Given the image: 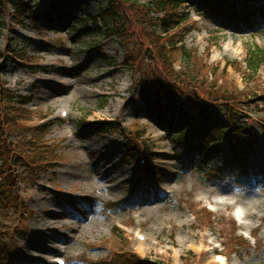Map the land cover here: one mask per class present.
I'll return each mask as SVG.
<instances>
[{
  "label": "rangeland",
  "instance_id": "1",
  "mask_svg": "<svg viewBox=\"0 0 264 264\" xmlns=\"http://www.w3.org/2000/svg\"><path fill=\"white\" fill-rule=\"evenodd\" d=\"M19 1L33 19L16 20ZM77 1L63 20L47 7L54 0L0 5V81L11 93L31 97L30 114L20 125L28 132L40 127L33 134L39 132L36 145L25 152L34 165L16 159L2 176L11 179L13 172L17 179L7 202L12 206L0 214V264H53L63 252L67 264H264V68L251 75L244 65L249 48H264V18L248 14V22L240 20L264 0H239L235 12L222 15L205 13L203 2L182 0L177 14L183 23L156 32L160 38L173 33L191 53L193 78L176 87L213 103L220 125L226 126L232 109L231 129L251 130L254 140L241 170L230 164V134L218 155L190 154L196 140L176 136L181 124L144 113L139 79L166 64L144 59L147 42L131 29L133 38L120 45L107 26L91 19L72 24L108 7V0ZM114 10L120 20L139 15L123 5ZM127 52H133L130 65ZM169 61L178 71L179 53L173 51ZM97 121L116 123L120 135L82 128ZM170 124L172 136L166 133ZM123 141L151 153L143 167L149 173L140 156L126 164Z\"/></svg>",
  "mask_w": 264,
  "mask_h": 264
},
{
  "label": "trees",
  "instance_id": "2",
  "mask_svg": "<svg viewBox=\"0 0 264 264\" xmlns=\"http://www.w3.org/2000/svg\"><path fill=\"white\" fill-rule=\"evenodd\" d=\"M71 0H59L56 9L61 14L68 13V6ZM204 2L205 12H212L221 14L224 5L221 0H199ZM4 3V0H0V5ZM181 0H150L146 5L140 4L137 0H108V8L103 10L99 15H83L84 18L93 20L94 25L97 22L102 27L110 26L115 30V36L120 45L126 43L125 39L130 37L128 30H133L136 35V39L139 42L145 40L147 46L145 51H142L143 58H148L149 61H156L158 63L166 64V69L161 70V66L156 67V75H150L148 77H142L139 79V96L145 103V110L149 115H155L159 118L169 117L173 121L177 120L185 123L186 128L191 126V136L199 140V149L203 152H209L213 150L215 154L220 151V142L224 138L227 132H232L228 138L227 151L232 156V162L235 165H239V159L245 153L242 143H249L253 140V135L249 128H236L235 131L230 129L231 119H233L234 113L232 109H227L228 118L226 119L227 125L221 127L218 122L214 121L212 114L218 109L213 103L198 99L194 95H185V91L188 89H178L175 85L177 81L187 80L193 78L192 76V63L193 59L191 53L188 52L183 45L176 48L178 43H182V40H175V35L171 32L166 33L164 38H160L156 31L158 27L168 28L172 23H181V19L177 14V9L182 6ZM118 5H123L135 9L139 15L135 19L120 20L116 9ZM21 15L26 12L24 6L20 5ZM55 8V7H54ZM17 11H19L17 7ZM67 11V12H66ZM160 15V17L158 16ZM32 16V15H31ZM248 19H245L247 21ZM82 22V21H81ZM177 42V43H176ZM176 48V49H175ZM142 50V49H141ZM173 51L178 52L180 55V68L178 71L173 69V62L169 61ZM133 52L126 53V61L131 62ZM130 58V59H129ZM244 65L246 72L251 75H256L261 68H264V48L257 47L249 48L246 51ZM184 74L181 77V74ZM185 78V79H184ZM189 83V82H188ZM177 88V89H176ZM0 98L4 104L0 107V177L3 176L5 169L12 167L16 162V159L22 162L24 159L27 166L34 165L29 163V159L25 158V152L36 145L37 135L33 137L34 131H40V127L30 130L24 125L26 116L30 113L25 110L24 107L28 105L25 98L16 97L9 90L4 89V85L0 81ZM218 107L223 106L222 103H216ZM17 106V107H14ZM226 108V107H225ZM192 111L190 115L187 111ZM219 111V110H218ZM220 112V111H219ZM91 128L95 133H120L118 125L109 121H97L94 123L82 124V128ZM181 130L178 133V138L183 141L188 139L184 136V131ZM167 132L170 133V130ZM30 133V134H28ZM215 133V135H214ZM11 134H16L18 140L15 141ZM144 132H141L136 139L141 138ZM12 138L16 144H12L9 138ZM126 154L128 159L136 158L139 153L134 144L130 142L127 144ZM15 149H20V152H16ZM38 153L35 149L31 150V153ZM147 152V150H146ZM147 156L149 152L146 153ZM150 157V154H149ZM32 160V158H31ZM11 179L7 178L5 182L0 183V214H7L8 209L11 208V204L8 202V197L12 196V188L16 181V175L11 172ZM2 177V178H4ZM2 241V240H0ZM141 264V263H138Z\"/></svg>",
  "mask_w": 264,
  "mask_h": 264
},
{
  "label": "bare ground",
  "instance_id": "3",
  "mask_svg": "<svg viewBox=\"0 0 264 264\" xmlns=\"http://www.w3.org/2000/svg\"><path fill=\"white\" fill-rule=\"evenodd\" d=\"M61 216H65V214L63 213V214H61ZM138 235V234H137ZM213 252H214V250H213ZM201 253H203V252H201Z\"/></svg>",
  "mask_w": 264,
  "mask_h": 264
}]
</instances>
